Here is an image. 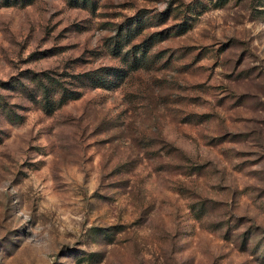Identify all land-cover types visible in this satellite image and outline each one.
I'll list each match as a JSON object with an SVG mask.
<instances>
[{
  "label": "rangeland",
  "instance_id": "374dc122",
  "mask_svg": "<svg viewBox=\"0 0 264 264\" xmlns=\"http://www.w3.org/2000/svg\"><path fill=\"white\" fill-rule=\"evenodd\" d=\"M0 264H264V0H0Z\"/></svg>",
  "mask_w": 264,
  "mask_h": 264
},
{
  "label": "trees",
  "instance_id": "16d2710c",
  "mask_svg": "<svg viewBox=\"0 0 264 264\" xmlns=\"http://www.w3.org/2000/svg\"><path fill=\"white\" fill-rule=\"evenodd\" d=\"M103 70H106V72L99 74V72ZM109 76H110V72L106 67H103L99 70L87 71L78 75V77L81 78L82 80L90 81L94 87H101V88H109V86L111 85V81L108 79ZM59 91L61 92V98L59 100L60 103H63L68 99H75L79 96L78 91H72L68 93H66L65 89H59ZM48 94H49L48 90L43 91V98L45 101L48 100L49 98Z\"/></svg>",
  "mask_w": 264,
  "mask_h": 264
}]
</instances>
